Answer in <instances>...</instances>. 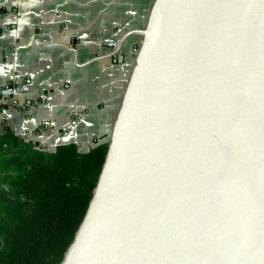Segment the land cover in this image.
<instances>
[{
	"label": "water",
	"instance_id": "water-1",
	"mask_svg": "<svg viewBox=\"0 0 264 264\" xmlns=\"http://www.w3.org/2000/svg\"><path fill=\"white\" fill-rule=\"evenodd\" d=\"M59 264H264V0H156Z\"/></svg>",
	"mask_w": 264,
	"mask_h": 264
},
{
	"label": "crops",
	"instance_id": "crops-1",
	"mask_svg": "<svg viewBox=\"0 0 264 264\" xmlns=\"http://www.w3.org/2000/svg\"><path fill=\"white\" fill-rule=\"evenodd\" d=\"M155 1L0 0V125L50 147L108 142L141 36L104 41L143 29Z\"/></svg>",
	"mask_w": 264,
	"mask_h": 264
},
{
	"label": "trees",
	"instance_id": "trees-1",
	"mask_svg": "<svg viewBox=\"0 0 264 264\" xmlns=\"http://www.w3.org/2000/svg\"><path fill=\"white\" fill-rule=\"evenodd\" d=\"M107 150L108 142L87 151L74 142L50 147L0 125V264L61 262Z\"/></svg>",
	"mask_w": 264,
	"mask_h": 264
},
{
	"label": "built area",
	"instance_id": "built-area-1",
	"mask_svg": "<svg viewBox=\"0 0 264 264\" xmlns=\"http://www.w3.org/2000/svg\"><path fill=\"white\" fill-rule=\"evenodd\" d=\"M119 43H120V37L104 41V44H106L110 49H115L119 45ZM9 101H10L9 97L5 98V102H9ZM43 126L44 127L47 126V123L43 122Z\"/></svg>",
	"mask_w": 264,
	"mask_h": 264
}]
</instances>
